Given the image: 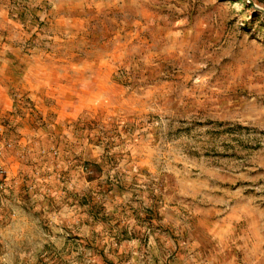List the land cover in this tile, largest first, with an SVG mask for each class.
Here are the masks:
<instances>
[{
    "label": "rangeland",
    "instance_id": "374dc122",
    "mask_svg": "<svg viewBox=\"0 0 264 264\" xmlns=\"http://www.w3.org/2000/svg\"><path fill=\"white\" fill-rule=\"evenodd\" d=\"M0 264H264V0H0Z\"/></svg>",
    "mask_w": 264,
    "mask_h": 264
},
{
    "label": "built area",
    "instance_id": "2783aa9c",
    "mask_svg": "<svg viewBox=\"0 0 264 264\" xmlns=\"http://www.w3.org/2000/svg\"><path fill=\"white\" fill-rule=\"evenodd\" d=\"M3 133H4V126L2 125V123L0 122V138H1V136L3 135ZM2 174H3V169H2V167L0 166V188L2 187Z\"/></svg>",
    "mask_w": 264,
    "mask_h": 264
}]
</instances>
